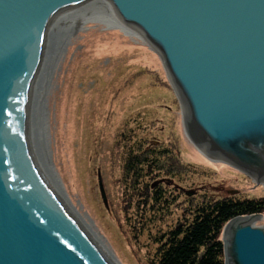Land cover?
<instances>
[{"label":"water","instance_id":"obj_1","mask_svg":"<svg viewBox=\"0 0 264 264\" xmlns=\"http://www.w3.org/2000/svg\"><path fill=\"white\" fill-rule=\"evenodd\" d=\"M117 37L159 58L193 154L264 186V0H0V264H119L66 199L50 96ZM261 217L225 224L224 264H264Z\"/></svg>","mask_w":264,"mask_h":264},{"label":"rangeland","instance_id":"obj_2","mask_svg":"<svg viewBox=\"0 0 264 264\" xmlns=\"http://www.w3.org/2000/svg\"><path fill=\"white\" fill-rule=\"evenodd\" d=\"M50 96L66 199L119 264H150V235L143 230L134 237L135 221L155 233L185 221L202 196H264L255 180L193 154L179 102L146 44L117 37L86 46L57 63ZM130 143L176 153V173L152 183L171 194L166 215H151L154 207L142 212L144 218L129 219L135 198L123 192V164ZM256 226H264V216Z\"/></svg>","mask_w":264,"mask_h":264},{"label":"trees","instance_id":"obj_3","mask_svg":"<svg viewBox=\"0 0 264 264\" xmlns=\"http://www.w3.org/2000/svg\"><path fill=\"white\" fill-rule=\"evenodd\" d=\"M125 146L123 192L132 196L130 200L135 198V204H132L135 210L129 219L137 220L143 217L142 212L154 207L151 215L156 216L158 212L166 215L163 208L168 209L171 194H166L161 185L152 183L161 175L176 173V153L166 147H144L141 143ZM189 208V217L185 221L179 220L172 227H165L167 229L158 227L155 233L150 227L145 229L142 221L131 225V231L136 234L132 236L140 237L143 230L150 235L145 244L151 255L150 264H224L221 235L225 224L236 217L264 215V196H231L215 201L202 196Z\"/></svg>","mask_w":264,"mask_h":264},{"label":"bare ground","instance_id":"obj_4","mask_svg":"<svg viewBox=\"0 0 264 264\" xmlns=\"http://www.w3.org/2000/svg\"><path fill=\"white\" fill-rule=\"evenodd\" d=\"M147 47H148V49L152 52L153 50L147 45ZM204 157H202V159H203ZM205 159V158H204ZM255 182H257V183H259V181L258 180H255ZM262 216H264V215H262ZM261 218H263V217H261ZM84 221V220H83ZM85 222V221H84ZM89 227V226H88ZM90 228V227H89ZM91 229V228H90ZM93 232V231H92ZM94 233V232H93ZM95 234V233H94ZM96 235V234H95ZM97 236V235H96ZM98 238V237H97ZM99 239V238H98ZM100 240V239H99ZM101 241V240H100ZM102 242V241H101ZM102 244L104 245V243L102 242ZM105 246V245H104Z\"/></svg>","mask_w":264,"mask_h":264}]
</instances>
